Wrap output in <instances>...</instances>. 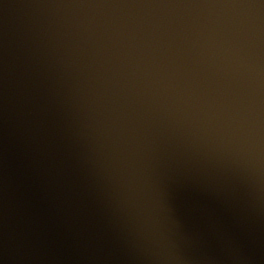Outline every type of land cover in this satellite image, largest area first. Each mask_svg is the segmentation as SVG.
Instances as JSON below:
<instances>
[{"label": "water", "instance_id": "obj_1", "mask_svg": "<svg viewBox=\"0 0 264 264\" xmlns=\"http://www.w3.org/2000/svg\"><path fill=\"white\" fill-rule=\"evenodd\" d=\"M0 264H264V0H0Z\"/></svg>", "mask_w": 264, "mask_h": 264}]
</instances>
